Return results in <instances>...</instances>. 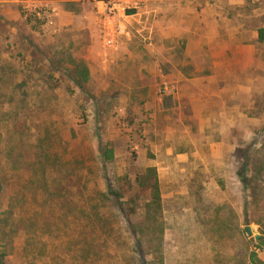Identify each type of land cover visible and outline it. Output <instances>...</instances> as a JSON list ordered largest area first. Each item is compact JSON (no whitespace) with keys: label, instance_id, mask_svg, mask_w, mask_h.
Masks as SVG:
<instances>
[{"label":"rangeland","instance_id":"obj_1","mask_svg":"<svg viewBox=\"0 0 264 264\" xmlns=\"http://www.w3.org/2000/svg\"><path fill=\"white\" fill-rule=\"evenodd\" d=\"M147 1L154 31L119 40L118 9L105 10L132 15ZM179 7L200 13L188 26L218 30L220 61L241 53L231 131L175 126L168 137L162 62L207 43L168 31ZM223 143L232 149L213 147ZM252 254L264 262V0H0V262L254 264Z\"/></svg>","mask_w":264,"mask_h":264},{"label":"crops","instance_id":"obj_2","mask_svg":"<svg viewBox=\"0 0 264 264\" xmlns=\"http://www.w3.org/2000/svg\"><path fill=\"white\" fill-rule=\"evenodd\" d=\"M148 3L149 1H147L145 6L135 3V11L132 15L126 14L125 7L122 4H115L113 6L115 11L118 9L115 12V20L117 23L116 35L119 40H123L125 37L131 38L134 35V31L138 33H143L148 29V31H154V25L148 27V23L153 13H157L159 10L150 8ZM99 4L101 3H98L97 7L99 12L102 13V8ZM161 11L163 12V10ZM177 11V19H175V23L171 25V28H168V31L172 29L176 30V36L180 38L202 34L201 37L205 38L207 43L195 49L189 47L185 51L184 62L176 63L173 60H167V63L162 62L168 69L162 75L166 86L165 89L167 94L173 97L175 101L172 109L167 110L163 108L164 112L175 114L167 115L165 113L167 115L165 119L169 122L168 137L170 138V134L175 133V126L178 127V130L182 129L187 134L194 133L195 127H197L196 131L201 134L225 133L228 129L224 127H230L231 131L234 126L235 117L233 105V66L236 56L234 53L238 52L232 48L229 50L226 48L225 53L226 56L229 53V60L225 62L220 61L217 55L218 50L212 47V43L218 40V30H209L207 34L205 29H201L202 25L197 28H194L196 27L194 25L190 27L185 24L186 18L191 16L201 23L200 13L193 9H189L186 12L182 7H179ZM146 18L149 19L146 20ZM207 45H209L208 49L205 48ZM249 49L246 48L250 52ZM238 54L242 57L241 53ZM237 57L239 60V56ZM214 86L216 90H214ZM206 139L209 141L208 138ZM213 147L232 149V146L227 143L214 145ZM189 155L187 152L180 153V160L185 162V159ZM212 161L220 163L221 160L213 158Z\"/></svg>","mask_w":264,"mask_h":264},{"label":"trees","instance_id":"obj_3","mask_svg":"<svg viewBox=\"0 0 264 264\" xmlns=\"http://www.w3.org/2000/svg\"><path fill=\"white\" fill-rule=\"evenodd\" d=\"M109 158L110 159H112L113 157H112V152H110L109 153ZM148 173L151 175H154V174H156V169H154V168H151V169H149L148 170ZM149 188L153 191L152 193H153V195H154V199L156 200V203H157V205L161 208L162 207V203H161V193H160V187H159V181H158V179H156L155 181H154V184H151L150 186H149ZM249 225V224H248ZM141 243L140 242H135L134 243V247H136V248H140L141 247ZM2 260L3 259H1V264L3 263L2 262ZM252 260H253V263L254 264H264V262L263 261H261V260H259L258 258H257V256H256V254H252ZM138 264H149V262L147 261V259L144 257V256H142V257H140L139 259H138Z\"/></svg>","mask_w":264,"mask_h":264},{"label":"water","instance_id":"obj_4","mask_svg":"<svg viewBox=\"0 0 264 264\" xmlns=\"http://www.w3.org/2000/svg\"><path fill=\"white\" fill-rule=\"evenodd\" d=\"M245 230H246L249 237H251V238L255 237V230L252 226H247L245 228ZM259 239H260V236H256V240H259Z\"/></svg>","mask_w":264,"mask_h":264},{"label":"built area","instance_id":"obj_5","mask_svg":"<svg viewBox=\"0 0 264 264\" xmlns=\"http://www.w3.org/2000/svg\"><path fill=\"white\" fill-rule=\"evenodd\" d=\"M115 10L113 8H108L105 10V14L108 16L109 14L113 13Z\"/></svg>","mask_w":264,"mask_h":264}]
</instances>
